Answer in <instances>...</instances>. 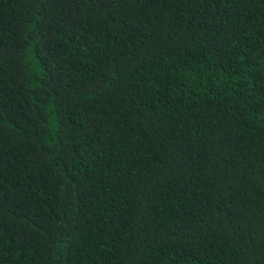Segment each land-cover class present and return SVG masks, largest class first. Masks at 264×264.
Segmentation results:
<instances>
[{"label":"trees","instance_id":"1","mask_svg":"<svg viewBox=\"0 0 264 264\" xmlns=\"http://www.w3.org/2000/svg\"><path fill=\"white\" fill-rule=\"evenodd\" d=\"M0 264H264V0H0Z\"/></svg>","mask_w":264,"mask_h":264}]
</instances>
